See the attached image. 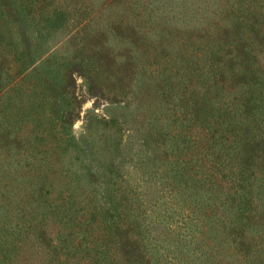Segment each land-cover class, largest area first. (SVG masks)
<instances>
[{"label":"trees","instance_id":"trees-1","mask_svg":"<svg viewBox=\"0 0 264 264\" xmlns=\"http://www.w3.org/2000/svg\"><path fill=\"white\" fill-rule=\"evenodd\" d=\"M80 1L79 9L88 19L78 33L88 25L95 37L101 30L100 13H90L86 0H0V95L12 89L17 56L35 50L34 33L26 36L24 48L20 41L15 42V14L26 5L27 13L43 22L44 16L49 18L61 7H75ZM120 1L108 0L105 5L115 7ZM128 2L125 0L122 13L114 20L125 33L137 22L141 27L142 21H131L126 13ZM216 13L213 22L178 40L170 58L157 57L154 52L157 75L151 81L139 77L137 91L144 109L154 115L160 134L170 129L172 152H178L169 169L173 181L214 194L206 213L214 232L210 238L222 241L225 247L217 249L213 257L226 254L210 264H264V0H219ZM80 42L94 57L102 58L97 44L90 45L86 36ZM105 57L110 71H115L116 56L110 52ZM99 58L89 67L92 87L99 85ZM147 70L143 66L141 73ZM65 75L72 79V70L67 69ZM73 99L79 111L68 110L65 123L80 114L85 101L76 94ZM3 104L1 141L13 132L10 102ZM165 107L172 112L171 128L162 121ZM16 137L26 143L23 131ZM31 146L29 143L24 149L29 151ZM42 148L28 164L36 179L49 181L45 192L26 209V223L13 228L6 207H0V264H198L197 259L194 263L188 256L185 259L186 253L178 246L168 258L161 247L170 237L154 236L153 244L148 240L149 225L142 224L146 208H141L134 188L117 184L106 189L105 200L93 193L81 198L74 192L75 186L55 185V177L50 176L54 162L45 163L38 156L42 150L50 155L53 151ZM184 149L192 156L183 158L181 164L179 155ZM13 233L15 237H11Z\"/></svg>","mask_w":264,"mask_h":264},{"label":"rangeland","instance_id":"rangeland-1","mask_svg":"<svg viewBox=\"0 0 264 264\" xmlns=\"http://www.w3.org/2000/svg\"><path fill=\"white\" fill-rule=\"evenodd\" d=\"M107 1L86 0L90 13H100L101 30L95 37L88 25L78 33L88 19L86 12L79 9L81 1L75 7H61L48 19L44 16L43 22L27 13L26 5L15 14V42L20 41L24 48L26 36L34 33L32 48L36 51L17 56L12 89L0 95V112L3 101L9 100L13 125L7 143L0 140V207H6L13 228L26 223V209L41 191L45 192L49 181L36 179L28 164L34 160L33 153L44 145L51 148L53 155L42 150L38 156L45 163L51 159L50 164L54 162L50 176L55 177V185L68 183L75 186L74 192L81 198L93 193L100 200L106 199L108 187L119 184L134 188L139 192L141 208H146L141 212L142 224L149 225L146 236L152 244L154 236L170 237L169 241L163 240L161 247L168 258L178 246L186 253L185 259L188 256L193 260L191 263L196 259L198 264L215 263L226 253L213 257L217 249L225 247L222 241L210 238L214 232L206 213L210 212L207 204L214 194L173 181L169 169L178 152H172L170 129L160 134L154 115H149L142 105L137 85L139 77H149L151 81L157 75L154 52L157 57L164 54L170 58L180 44L178 40L196 34L210 20L213 22L212 17L218 16L219 0H128L129 18L133 23L142 21L141 27L137 22L127 33L114 22L122 13L125 0L110 8L105 5ZM82 36L90 45H98L102 58L94 57L92 50L82 46ZM110 52L116 56L115 71L106 64L105 54ZM98 58L99 85L92 87L89 67ZM143 66L148 69L144 75ZM67 69L73 73L70 80L65 75ZM75 94L85 101L80 114L65 123L68 110L79 111L74 104ZM171 113L165 107L162 121L166 126L171 125ZM113 123L117 125L114 127ZM19 131L26 136V143L16 139ZM29 143L32 146L26 151L24 146ZM179 156L184 164L182 159L192 154L184 149ZM252 237L257 238V234ZM19 250L23 253L26 247Z\"/></svg>","mask_w":264,"mask_h":264}]
</instances>
